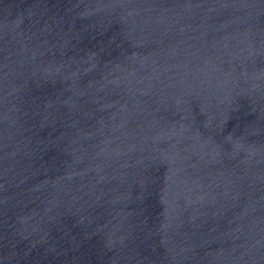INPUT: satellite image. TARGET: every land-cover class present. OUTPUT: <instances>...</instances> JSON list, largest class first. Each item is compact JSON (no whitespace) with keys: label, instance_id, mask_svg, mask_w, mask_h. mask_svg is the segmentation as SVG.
Here are the masks:
<instances>
[{"label":"water","instance_id":"95a60500","mask_svg":"<svg viewBox=\"0 0 264 264\" xmlns=\"http://www.w3.org/2000/svg\"><path fill=\"white\" fill-rule=\"evenodd\" d=\"M0 264H264V0H0Z\"/></svg>","mask_w":264,"mask_h":264}]
</instances>
